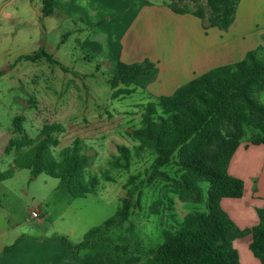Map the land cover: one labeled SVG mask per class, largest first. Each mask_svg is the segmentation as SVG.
<instances>
[{
  "label": "rangeland",
  "instance_id": "rangeland-1",
  "mask_svg": "<svg viewBox=\"0 0 264 264\" xmlns=\"http://www.w3.org/2000/svg\"><path fill=\"white\" fill-rule=\"evenodd\" d=\"M43 1L0 0V172L8 170L15 158V152L7 154L5 149L13 137L14 118L23 116L24 129L31 138H36L44 125L61 124L65 132L59 136V148L81 139L84 152L91 158L89 171L99 175L108 171L116 182H103L96 195L74 198L59 180L45 174L32 179L29 170H18L12 179L0 182V235L10 232L0 237V247H11L21 235L28 245L41 246L46 241L44 248L53 247L60 237L77 245L89 231L116 214L127 196L124 185L129 176L145 171L152 158L146 153L134 157L129 172L112 170L109 163L118 154V146L133 151L135 143L129 135L141 126L144 108L156 102L159 88L166 84L171 58L179 56L177 50L181 54L180 43H176L173 54L167 44L168 33L183 30L180 16L153 15L130 29L140 6L148 2L159 7L166 0L110 2L117 17L109 21L106 16L100 24L95 23L100 22L105 9H91L88 0H75L73 7L64 10L54 8L49 17L43 16ZM199 2L205 6L203 0ZM251 2L247 0V7ZM122 8L131 9L123 19ZM260 15L258 10L255 19L264 25ZM207 23L206 19L202 26L206 28ZM41 50L57 63L46 58L36 62L20 59ZM119 55L131 64L159 62L154 81L160 76L161 82L153 85L152 81L151 88H136L131 95L113 98L109 80ZM173 84L167 82L169 93L163 96L175 90ZM257 100L264 104V93L257 94ZM253 133L248 130L247 136ZM199 185L206 196L209 184ZM164 191L163 187L144 188L143 209L134 210L131 218L139 238L148 246L162 243L163 231L172 229L186 214L206 210V202H182L175 197L173 211L165 204L160 215H152L150 207ZM36 210L40 220L32 215ZM248 245L249 237L235 242L240 263L259 264ZM87 264L95 263L91 259Z\"/></svg>",
  "mask_w": 264,
  "mask_h": 264
},
{
  "label": "trees",
  "instance_id": "trees-1",
  "mask_svg": "<svg viewBox=\"0 0 264 264\" xmlns=\"http://www.w3.org/2000/svg\"><path fill=\"white\" fill-rule=\"evenodd\" d=\"M56 1H43L44 17L53 14ZM203 1L205 6L199 0H166L164 6L175 14H191L227 30L241 0ZM41 58L57 63L45 50L20 59L36 62ZM157 73V64L148 60L134 64L117 61L109 80L112 97L147 89ZM262 92L264 48L259 47L242 61L217 67L172 95L149 103L141 126L129 135L135 143L133 151L118 146L109 165L112 170L129 172L134 157L145 153L152 158L151 165L129 176L124 185L127 196L112 218L89 231L77 245L62 237L58 240L78 254H90L95 264H241L234 242L251 236L249 250L264 264V208L258 210L256 226L241 230L221 204L223 199L244 195V182L229 173L240 145L264 144V104L256 97ZM25 120L23 116L14 118L6 153L15 152V158L8 170L0 172V182L12 179L18 170H29L32 179L45 174L59 180L74 198L96 195L103 182H116L108 171L100 175L89 171L92 162L81 139L59 148V136L65 132L61 124L44 125L38 136L31 138L24 129ZM248 130L254 132L252 137L247 136ZM200 182L209 184L206 196ZM147 187L165 190L150 207L152 215H160L165 204L173 211L175 197L182 202H206V210L186 214L172 229L163 231L162 243L148 246L131 222L134 210L143 209L142 190Z\"/></svg>",
  "mask_w": 264,
  "mask_h": 264
},
{
  "label": "crops",
  "instance_id": "crops-1",
  "mask_svg": "<svg viewBox=\"0 0 264 264\" xmlns=\"http://www.w3.org/2000/svg\"><path fill=\"white\" fill-rule=\"evenodd\" d=\"M74 1L57 0L54 8L64 10L65 7H73ZM121 1L88 0L91 9L96 8V6L105 9V11H102L104 14L100 16V22L95 24L104 22L106 16H108L109 21L117 17L116 11L109 3L116 4ZM251 1L250 7H247V0L240 1L234 21L227 30L211 25L204 28L202 26L203 21L200 18L191 14H175L164 4L156 7L149 6L147 2L140 6L141 8L135 12L137 15L134 17L130 29L137 25L138 22L141 24V22L153 15L172 16L173 14L180 16L183 30L180 32L176 31L174 34L168 33L167 35L169 37L167 44L172 49V54L176 43L181 45V54L177 50L179 56L171 58V63L168 65L169 74L165 76L166 84L167 82L174 83L175 90L168 94L169 96L179 87L198 76L217 67L240 62L249 51L256 50L259 47L264 48V25L260 23V20L255 19L258 10L259 14H261L260 18L264 16V0ZM253 1H257L256 4ZM130 10V8L120 9V17L122 19L126 17ZM121 57L122 55H119L117 61L123 62ZM124 63L131 64V62ZM156 64L159 70L160 63L157 62ZM160 78L159 76L152 84L161 82ZM152 84L147 88H151ZM166 84L159 88L158 97L169 93L167 92ZM229 173L244 182V195L241 199H223L222 207L239 229H251L259 223L258 210L264 208V144L242 143L230 162ZM9 233V231H5L0 237ZM248 237L250 244L251 236ZM45 242L40 243L41 246L34 243L28 245L24 235L18 236L14 242L17 244L10 251L5 252L6 246L0 247V264H71L69 263L71 261L78 264H87L92 259L90 254H78L59 240L53 243V247L44 248L42 245L48 244ZM259 264H261L260 261Z\"/></svg>",
  "mask_w": 264,
  "mask_h": 264
},
{
  "label": "built area",
  "instance_id": "built-area-1",
  "mask_svg": "<svg viewBox=\"0 0 264 264\" xmlns=\"http://www.w3.org/2000/svg\"><path fill=\"white\" fill-rule=\"evenodd\" d=\"M33 217L40 220V212L39 211H33L32 213Z\"/></svg>",
  "mask_w": 264,
  "mask_h": 264
},
{
  "label": "water",
  "instance_id": "water-1",
  "mask_svg": "<svg viewBox=\"0 0 264 264\" xmlns=\"http://www.w3.org/2000/svg\"><path fill=\"white\" fill-rule=\"evenodd\" d=\"M206 25L209 26V25H211V23L209 22V23H207Z\"/></svg>",
  "mask_w": 264,
  "mask_h": 264
}]
</instances>
